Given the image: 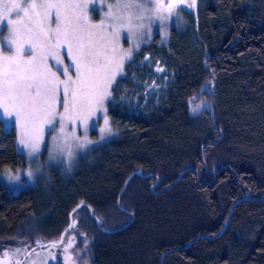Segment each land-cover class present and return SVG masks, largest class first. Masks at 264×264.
Here are the masks:
<instances>
[{
	"label": "trees",
	"instance_id": "1",
	"mask_svg": "<svg viewBox=\"0 0 264 264\" xmlns=\"http://www.w3.org/2000/svg\"><path fill=\"white\" fill-rule=\"evenodd\" d=\"M177 1L183 29L112 87L116 138L69 177L0 186V248L57 242L70 214L77 264H264V0ZM25 164L0 121V170Z\"/></svg>",
	"mask_w": 264,
	"mask_h": 264
},
{
	"label": "rangeland",
	"instance_id": "2",
	"mask_svg": "<svg viewBox=\"0 0 264 264\" xmlns=\"http://www.w3.org/2000/svg\"><path fill=\"white\" fill-rule=\"evenodd\" d=\"M177 2L0 0V121L14 130L26 163L1 169L0 186L16 195L52 169L69 177L88 151L116 138L106 109L112 87L141 47L156 36L167 46L171 28L183 29ZM76 237L72 230L30 252L34 246L7 238L0 257L77 264Z\"/></svg>",
	"mask_w": 264,
	"mask_h": 264
},
{
	"label": "water",
	"instance_id": "3",
	"mask_svg": "<svg viewBox=\"0 0 264 264\" xmlns=\"http://www.w3.org/2000/svg\"><path fill=\"white\" fill-rule=\"evenodd\" d=\"M127 180H128V179H126V182H127ZM263 197H264V194L260 197L259 200H261ZM242 200H243V199H242ZM238 201H241V200H238ZM238 201H237V202H238ZM237 202H235V203L233 204V206L231 207V209L235 206V204H236ZM231 209H230L229 211H231ZM229 213H230V212H229ZM227 218H228V215H227ZM227 218H226V219H227ZM96 222H97V221H96ZM71 223H72V221H71V215L69 214V224H68L67 228H66L64 231L61 232V234H60V236H59V239H58V241H57V244H60V243H61L62 238H63V235H64L65 231L68 230V229L70 228ZM226 223H227V220L224 222L223 227H222L221 231L219 232V234L216 236V238H218V237L223 233V231L225 230V227H226ZM50 243H53V242H50ZM189 245H190V244L184 246L182 249H186V248H188ZM42 246H44V245H43V244H41V245H36V246L32 247L31 249H29V252L32 251L33 249L37 248V247H42ZM172 251H175V250H169V251L164 252V253L162 254L161 258H160V262H159V264L162 263V258H163V256L166 255V254H168L169 252H172ZM4 260H5V258H1V257H0V261L2 262V264H5V263H4ZM6 260H7V259H6Z\"/></svg>",
	"mask_w": 264,
	"mask_h": 264
},
{
	"label": "flooded vegetation",
	"instance_id": "4",
	"mask_svg": "<svg viewBox=\"0 0 264 264\" xmlns=\"http://www.w3.org/2000/svg\"><path fill=\"white\" fill-rule=\"evenodd\" d=\"M0 264H2V262L0 261Z\"/></svg>",
	"mask_w": 264,
	"mask_h": 264
}]
</instances>
